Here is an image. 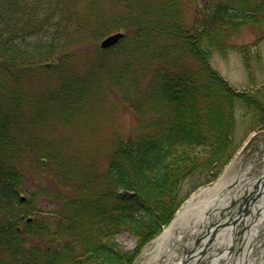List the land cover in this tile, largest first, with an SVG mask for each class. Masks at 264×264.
I'll list each match as a JSON object with an SVG mask.
<instances>
[{"label":"trees","instance_id":"obj_1","mask_svg":"<svg viewBox=\"0 0 264 264\" xmlns=\"http://www.w3.org/2000/svg\"><path fill=\"white\" fill-rule=\"evenodd\" d=\"M242 27L261 33L230 45ZM116 31L125 34L117 45L88 48ZM261 45L264 0H0V264H133L180 205L181 183L232 158L237 124L264 129ZM230 50L244 64V90L212 65ZM45 74L54 84L30 93ZM100 76L141 118L136 134L113 137L104 168L51 137L91 125ZM28 172L57 190L38 197ZM121 230L136 238L132 251L114 244Z\"/></svg>","mask_w":264,"mask_h":264},{"label":"rangeland","instance_id":"obj_2","mask_svg":"<svg viewBox=\"0 0 264 264\" xmlns=\"http://www.w3.org/2000/svg\"><path fill=\"white\" fill-rule=\"evenodd\" d=\"M192 12L187 14L188 17L191 16ZM261 33V30L258 28L248 29L246 27H242L238 33L232 37L229 41L230 45L242 46V45H251L256 39L257 36ZM94 46V47H93ZM93 50L98 48L97 45L89 46L88 48ZM96 47V48H95ZM260 50V54L264 57V45L258 47ZM253 54H255L256 49L253 48ZM90 56L84 54H78L73 57L71 60V67L69 70L75 72L77 69L83 67V65L88 61ZM109 61H115L116 58L111 56L108 58ZM117 61V60H116ZM119 62V61H118ZM157 64H160L159 62ZM212 65L217 70V72L224 77L229 84H231L235 89L244 90L246 87V72L244 68V64L242 63L241 56L233 50H230L226 56L222 57L219 55H214L212 59ZM139 72V71H137ZM152 74L151 72L149 73ZM56 75L49 76L45 74L43 77L35 81L30 87V93L32 91H37L38 93L43 91L45 88H49L55 82ZM100 83V87H98V91H95V94H98L97 97L93 96L91 102L97 104L95 108V113L92 115L91 125L88 127H73L72 129H65L58 127L57 131L51 133V137L59 138V136L63 135L68 138V148L72 149V151L81 150L83 154L90 158L91 156H96L98 160V164H101V167L104 168L107 166L106 154L105 151H109L111 140L114 136H129L136 134V127L141 121L140 116L134 111V109L130 108V105L125 101V98L122 96L120 90L111 85H108L102 76ZM145 81H142L143 84ZM142 87L146 86V82ZM89 101V102H90ZM94 104V105H95ZM146 118V115L143 117ZM238 118L240 121L243 120L242 112L238 113ZM84 125V124H82ZM247 119L239 122L237 124L236 132H235V142L238 144V148L230 160V162L222 169V165L213 166L209 170L207 169L204 173H195L192 177L186 179L183 183H181L180 187L177 188L176 191V199H178V205L194 190L199 187L203 189L212 182L214 179L213 172H221L219 177H222L227 170L230 169L229 174H233L238 170L252 165L255 170L262 171L264 168V129H256L252 132L246 133ZM50 132L52 129L49 126ZM235 143V145H236ZM234 149V150H235ZM105 170V169H104ZM212 179V180H211ZM211 180V181H210ZM25 181L30 190H36L39 193V189L42 187L49 188L51 190L54 189V184L51 180L47 178L37 180V178L30 172L25 176ZM207 181L202 186H194L200 182ZM196 187V188H192ZM198 189L197 191H199ZM38 206L45 205L46 209L52 210L54 206L50 203H45L42 200L37 201ZM167 227V226H166ZM165 227V228H166ZM164 228V229H165ZM163 229V231H164ZM162 231V232H163ZM161 232V233H162ZM193 235L190 234L186 237V240L179 246L177 249V255H182L183 252H186L188 249L192 247L194 250L198 245L199 241L191 242ZM158 241V236L147 243L141 250L138 258L135 260L134 264H146V261L154 252ZM191 242V246H190ZM114 244L117 248L123 251H132L135 249L137 243L136 238L129 231L121 230L118 231L115 235ZM223 245L222 248L226 247ZM237 245L234 244L232 250L237 249ZM256 248L252 250L251 257L253 259L252 264H258L260 261V256L258 259L256 258ZM216 252H220L217 250ZM189 262V261H188ZM151 264H158L156 261ZM161 264V263H159ZM198 264V262H195ZM200 264H210L207 256H203L200 259ZM219 264H231L230 258L227 262L224 259L221 260Z\"/></svg>","mask_w":264,"mask_h":264},{"label":"bare ground","instance_id":"obj_3","mask_svg":"<svg viewBox=\"0 0 264 264\" xmlns=\"http://www.w3.org/2000/svg\"><path fill=\"white\" fill-rule=\"evenodd\" d=\"M249 169L250 168L245 169L246 172ZM228 175H229V171H227L223 179L226 178ZM230 179L231 177L229 178V180ZM231 181L234 182L231 193H228L227 189H225L224 191H220L218 190V188H216L212 194L208 193L207 195L196 197L195 199H193L191 201V204L188 205L183 211L182 218L180 220L177 219L174 223H172L169 229L165 230L164 233H162L158 237L156 248L154 252L151 254V256L148 258V260L146 261V264H151L153 261H159L160 258H163V256L165 255L167 256V259L164 261V264H168V259H169L168 257L171 256L173 253L172 250H170L172 246L171 245L172 238L176 236L174 238V241L178 242L179 236L185 233V231L193 230L197 226L204 223L205 220L207 219L206 215H208L207 213L208 210L206 211L208 204L210 205V203L213 202L214 200L217 201L220 200L222 198V194L224 193H225L224 197L228 198L229 196H232L233 194L242 191L246 182H248L247 184L248 188H251L253 183V178H249L246 175H243L236 178L235 180L231 179ZM221 184L224 185L227 184V182L223 180L221 181ZM258 185L260 184L258 183ZM205 191L206 190H204L201 194H204ZM261 194L264 195V192ZM217 206L219 208L220 204L217 203ZM250 222L248 219H243V222L240 225L245 227L248 224H250ZM236 229H237V225L231 224L230 222L226 226L215 229V231L211 234L210 237L204 239L205 243H207L206 247L202 251L200 249H196L194 253H192V255L188 257L189 262L186 261L184 263L183 260H178V261H174L172 264H182V263L195 264V262H198V264H200V258H203V256L205 255L209 259L210 264H219L221 260L224 257H227L228 255L226 251L229 245L233 243L234 230ZM248 242L249 240H247L246 242L247 244L245 245L246 249L243 250L242 255L239 257V261H237V263H241L242 261H247L249 254V249L247 248ZM225 243L227 246L222 248L223 245H225ZM217 250H219L221 253L216 252ZM260 264H264V262H261Z\"/></svg>","mask_w":264,"mask_h":264},{"label":"water","instance_id":"obj_4","mask_svg":"<svg viewBox=\"0 0 264 264\" xmlns=\"http://www.w3.org/2000/svg\"><path fill=\"white\" fill-rule=\"evenodd\" d=\"M122 37H123V35L121 33L112 34V35L106 37L105 39H103L100 43V46L102 48L110 47V46L116 44L119 41V39H121Z\"/></svg>","mask_w":264,"mask_h":264}]
</instances>
